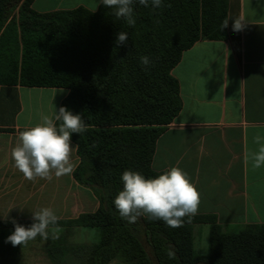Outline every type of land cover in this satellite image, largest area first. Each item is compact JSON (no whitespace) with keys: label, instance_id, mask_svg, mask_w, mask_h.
<instances>
[{"label":"trees","instance_id":"obj_1","mask_svg":"<svg viewBox=\"0 0 264 264\" xmlns=\"http://www.w3.org/2000/svg\"><path fill=\"white\" fill-rule=\"evenodd\" d=\"M34 0H0V85L68 90L61 106L88 124L73 133L80 163L74 179L92 190L94 213L58 220L47 249L52 264H264V224L225 233L214 216L195 215L180 227L140 216L123 220L114 199L125 170L147 177L158 138L183 107L172 70L201 40L226 41L229 0H163L161 8L133 4L134 26L99 4L40 13ZM170 5V7H169ZM126 45H117L120 32ZM148 56L151 64L140 63ZM59 122H57V125ZM23 131V130H22ZM30 226L33 221H16ZM209 225L208 252L194 248V226ZM52 228L53 226H49ZM92 229L97 242L75 245L70 232ZM14 231L0 222V235ZM169 253H172L171 258Z\"/></svg>","mask_w":264,"mask_h":264},{"label":"crops","instance_id":"obj_2","mask_svg":"<svg viewBox=\"0 0 264 264\" xmlns=\"http://www.w3.org/2000/svg\"><path fill=\"white\" fill-rule=\"evenodd\" d=\"M54 2L34 0L32 7L40 13L76 8ZM236 19L240 31L233 30ZM227 31L226 41L195 43L172 70L183 107L158 138L152 167L160 174L173 166L184 170L200 192L196 215L214 216L223 232L233 233L264 224V166L254 170L245 161L257 150L253 137L264 136V0H229ZM67 95L61 88L0 85V222L32 221L42 207L53 208L59 220L98 210L96 196L74 172L32 182L11 158L19 133L41 113L58 111ZM71 143L76 169L80 158ZM209 228L194 226L195 246L196 232Z\"/></svg>","mask_w":264,"mask_h":264},{"label":"clouds","instance_id":"obj_3","mask_svg":"<svg viewBox=\"0 0 264 264\" xmlns=\"http://www.w3.org/2000/svg\"><path fill=\"white\" fill-rule=\"evenodd\" d=\"M136 2L137 0H99L105 7L115 9V17L124 19L129 26L136 23L133 17V4ZM138 3L147 7L149 0H138ZM151 5L154 9L161 8L163 0H151ZM227 26L228 20H225L221 29ZM242 27L241 20H234V31H240ZM127 41L128 34L121 31L117 45H126ZM140 63L148 66L152 62L148 56H141ZM87 129L88 124L82 116L73 114L64 106L58 111L54 108L50 114L41 113L38 123L19 133L18 143L11 150L14 167L26 180L32 182L37 178L51 181L53 176L59 178L72 174L76 165L72 160L74 147L71 137L73 133L82 134ZM253 143L258 146L257 150L249 151L245 161H250L255 170L264 166V136L257 133L253 137ZM75 148L78 149V144ZM121 180L123 190L113 203L120 217L129 224L136 223L140 216L146 215L150 220H162L167 226L176 228L182 226L185 217L191 222V218L198 213L200 192L188 174L178 166L147 178L138 171L125 170ZM58 220L53 208L42 207L32 212L33 222L30 226L26 227L13 220L14 231L6 242L18 246L27 244L37 236L46 240L49 238L50 225L53 226L52 237L58 238L62 231L56 226ZM171 256L172 253H169L170 258Z\"/></svg>","mask_w":264,"mask_h":264},{"label":"rangeland","instance_id":"obj_4","mask_svg":"<svg viewBox=\"0 0 264 264\" xmlns=\"http://www.w3.org/2000/svg\"><path fill=\"white\" fill-rule=\"evenodd\" d=\"M56 5L64 6H83L93 9L99 4V0H55ZM49 238L43 239L37 236L27 244L12 246L10 242H6L8 233L4 236L0 235V264H52L46 252L48 247L56 241L57 238L52 237V228L48 229ZM197 241L195 251L200 255L208 252L209 233L204 230L196 232ZM199 237V238H198ZM99 238L98 232L92 229H76L68 234L67 242L75 245H83L97 242Z\"/></svg>","mask_w":264,"mask_h":264}]
</instances>
